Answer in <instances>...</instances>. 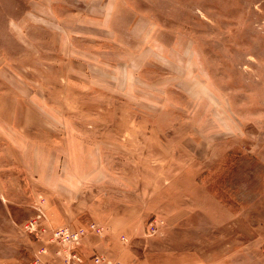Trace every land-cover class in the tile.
Segmentation results:
<instances>
[{"label":"rangeland","instance_id":"1","mask_svg":"<svg viewBox=\"0 0 264 264\" xmlns=\"http://www.w3.org/2000/svg\"><path fill=\"white\" fill-rule=\"evenodd\" d=\"M39 211L88 264H264V0H0V264Z\"/></svg>","mask_w":264,"mask_h":264},{"label":"built area","instance_id":"2","mask_svg":"<svg viewBox=\"0 0 264 264\" xmlns=\"http://www.w3.org/2000/svg\"><path fill=\"white\" fill-rule=\"evenodd\" d=\"M47 216L42 212L27 221L23 228L26 232L34 234L42 243L36 257L30 264H88L84 255V240L91 234L98 237L104 236V230L96 223L76 228H53L48 224ZM49 256V260H44ZM91 264H122L106 255L95 253L90 257Z\"/></svg>","mask_w":264,"mask_h":264}]
</instances>
